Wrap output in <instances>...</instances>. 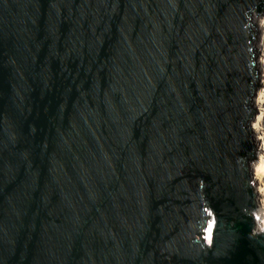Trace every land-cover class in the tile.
<instances>
[{"label": "water", "instance_id": "obj_1", "mask_svg": "<svg viewBox=\"0 0 264 264\" xmlns=\"http://www.w3.org/2000/svg\"><path fill=\"white\" fill-rule=\"evenodd\" d=\"M262 13L0 0V264H264L249 166Z\"/></svg>", "mask_w": 264, "mask_h": 264}, {"label": "bare ground", "instance_id": "obj_2", "mask_svg": "<svg viewBox=\"0 0 264 264\" xmlns=\"http://www.w3.org/2000/svg\"><path fill=\"white\" fill-rule=\"evenodd\" d=\"M253 22L259 31V38L257 39L258 68L264 69V13L254 15ZM258 80L261 85L258 89V97L255 98L254 95L251 104L258 112L253 122L252 136L257 148L256 154L260 155V161L259 163H252L249 166L252 173L251 180L255 184L254 193L257 205V208L254 210L256 213L255 230L259 233H264V74ZM213 228L214 222L212 221L207 231L208 243H211Z\"/></svg>", "mask_w": 264, "mask_h": 264}, {"label": "rangeland", "instance_id": "obj_3", "mask_svg": "<svg viewBox=\"0 0 264 264\" xmlns=\"http://www.w3.org/2000/svg\"><path fill=\"white\" fill-rule=\"evenodd\" d=\"M254 26H255V28H256V30H257V27H256V24H254ZM259 38V31L257 30V39ZM264 74V69H260V68H258V79L260 78V76L261 75H263ZM258 83H259V80H258ZM260 88V86L257 88V91H256V94H255V98L256 97H258V89ZM253 97V98H254ZM257 115H258V112H257V110H255V113L253 114V122H254V120H255V118L257 117ZM252 139H253V136H252ZM254 141V140H253ZM259 161H260V155L259 154H256V157L255 158H253V159H251L250 161H249V165H251L252 163H259ZM252 177V176H251ZM252 181V186H253V190H254V187H255V184H254V182H253V180H251ZM256 215V213L254 212V216Z\"/></svg>", "mask_w": 264, "mask_h": 264}]
</instances>
